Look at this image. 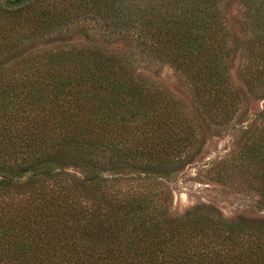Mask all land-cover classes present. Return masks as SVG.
I'll use <instances>...</instances> for the list:
<instances>
[{"label":"trees","instance_id":"16d2710c","mask_svg":"<svg viewBox=\"0 0 264 264\" xmlns=\"http://www.w3.org/2000/svg\"><path fill=\"white\" fill-rule=\"evenodd\" d=\"M222 2L0 0V264H264V216L173 213L161 179L206 142L182 99L137 75L134 52L51 36L92 21L169 61L197 116L239 127L210 176L254 191L264 211V106L248 115L255 93L234 82ZM240 2L246 74L264 87V0Z\"/></svg>","mask_w":264,"mask_h":264},{"label":"rangeland","instance_id":"374dc122","mask_svg":"<svg viewBox=\"0 0 264 264\" xmlns=\"http://www.w3.org/2000/svg\"><path fill=\"white\" fill-rule=\"evenodd\" d=\"M240 1L223 0L221 9L232 34L235 36L231 62V74L234 82L241 88H250L255 93V96L246 100V110L250 115L264 106V87L258 86L253 80L250 81L249 75L246 74L248 51L244 41H246L250 26L246 19L245 7ZM82 27H92L93 30L87 28L83 31ZM51 36L54 38L64 36L67 38V44L70 45H103L114 51L129 50L134 52L132 57L135 60L136 74L148 78L147 80L160 87L163 86L162 88L173 91L186 104L189 112L194 115L195 123H198L197 125L200 127L199 135H202L206 141L201 155L195 163L174 174L170 179H161L162 183L172 191L174 215L180 216L186 210L202 205L215 208L229 220L237 217L253 219L264 216L263 206L254 191L237 188L236 183L230 182L228 179L221 182L214 180L208 172V165L211 161L225 156L237 146L239 127H230L229 129L227 126L219 127L207 117L197 116L198 108L191 101L192 95L188 87V80L169 61L153 56L149 57L146 53L141 54L131 36L109 37L105 31L96 28L92 21L79 22L74 24L69 31ZM48 38H41L36 43H43L46 39L50 40ZM128 178H132L130 180L140 179L134 175Z\"/></svg>","mask_w":264,"mask_h":264}]
</instances>
